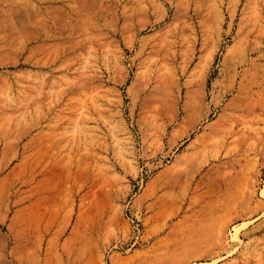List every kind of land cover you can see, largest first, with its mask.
Here are the masks:
<instances>
[{
    "label": "rangeland",
    "instance_id": "374dc122",
    "mask_svg": "<svg viewBox=\"0 0 264 264\" xmlns=\"http://www.w3.org/2000/svg\"><path fill=\"white\" fill-rule=\"evenodd\" d=\"M263 192L264 0H0V264H264Z\"/></svg>",
    "mask_w": 264,
    "mask_h": 264
},
{
    "label": "bare ground",
    "instance_id": "6f19581e",
    "mask_svg": "<svg viewBox=\"0 0 264 264\" xmlns=\"http://www.w3.org/2000/svg\"><path fill=\"white\" fill-rule=\"evenodd\" d=\"M210 163V162H209ZM204 165V164H203ZM216 165V164H215ZM214 165V167H215ZM207 166V165H206ZM212 165H208L207 166V170H211L213 169V167H211ZM209 172V171H207ZM206 174V173H205ZM178 175H176L177 178ZM179 177V176H178ZM202 179V178H201ZM179 180V179H178ZM201 184V183H200ZM199 185V184H198ZM264 193V192H263ZM11 231V230H10ZM225 229H224V223H219L215 230H214V235L217 241H221L224 235ZM11 235L9 236L10 239L12 240V247L8 253V255L11 257L12 262L16 261L18 264H41V262H37L34 260H30L32 255L31 253L28 252V248L30 246H32V234L31 232H26L22 235H17L16 233H12L10 232ZM3 241V240H2ZM9 240L7 239L6 242H4V244H9L8 242ZM3 245V244H2ZM1 245V246H2ZM4 247V246H3ZM32 248V247H30ZM6 251V250H5ZM3 254V253H1ZM1 256V255H0ZM34 256V255H33ZM2 257V256H1ZM4 257V255H3ZM6 259V258H5ZM2 261V260H0Z\"/></svg>",
    "mask_w": 264,
    "mask_h": 264
}]
</instances>
